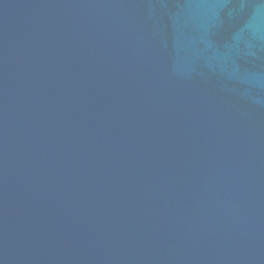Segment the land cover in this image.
<instances>
[{"label": "water", "instance_id": "1", "mask_svg": "<svg viewBox=\"0 0 264 264\" xmlns=\"http://www.w3.org/2000/svg\"><path fill=\"white\" fill-rule=\"evenodd\" d=\"M0 264H264V0H0Z\"/></svg>", "mask_w": 264, "mask_h": 264}]
</instances>
